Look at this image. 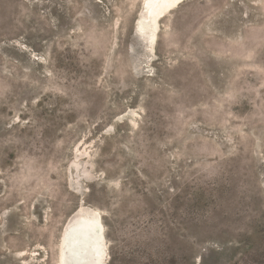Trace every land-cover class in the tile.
Masks as SVG:
<instances>
[{"label":"rangeland","instance_id":"obj_1","mask_svg":"<svg viewBox=\"0 0 264 264\" xmlns=\"http://www.w3.org/2000/svg\"><path fill=\"white\" fill-rule=\"evenodd\" d=\"M144 11L0 0V264H58L81 204L107 264H264V0Z\"/></svg>","mask_w":264,"mask_h":264},{"label":"bare ground","instance_id":"obj_2","mask_svg":"<svg viewBox=\"0 0 264 264\" xmlns=\"http://www.w3.org/2000/svg\"><path fill=\"white\" fill-rule=\"evenodd\" d=\"M185 1L187 0H144L145 11L139 27L142 29L149 22L153 26L151 29L155 31V23L166 18ZM146 31L139 34L149 42V49L152 51L153 33L148 30L151 33L149 38ZM107 259V238L102 214L97 209L81 204L61 233L58 264H107Z\"/></svg>","mask_w":264,"mask_h":264},{"label":"water","instance_id":"obj_3","mask_svg":"<svg viewBox=\"0 0 264 264\" xmlns=\"http://www.w3.org/2000/svg\"><path fill=\"white\" fill-rule=\"evenodd\" d=\"M137 37L140 39V37L137 35Z\"/></svg>","mask_w":264,"mask_h":264}]
</instances>
